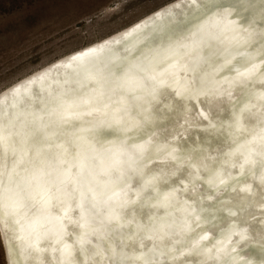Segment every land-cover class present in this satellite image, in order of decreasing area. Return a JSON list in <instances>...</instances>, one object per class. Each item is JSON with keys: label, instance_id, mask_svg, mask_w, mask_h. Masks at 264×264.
<instances>
[{"label": "clouds", "instance_id": "1", "mask_svg": "<svg viewBox=\"0 0 264 264\" xmlns=\"http://www.w3.org/2000/svg\"><path fill=\"white\" fill-rule=\"evenodd\" d=\"M185 7L189 17L178 21L166 39L147 49L126 48L93 57L79 66L75 87L41 97L38 112H23L16 104L0 106V232L4 234L7 227L9 236L18 235L21 225L29 223L51 197L52 212L63 218L66 240L73 246V264H264L260 239L264 215L254 235L255 217H245L234 203L236 194L264 201L260 179L264 176V143L258 139L264 135L260 107L264 101L256 96L249 98L237 89L231 105L209 111L205 97L201 95L197 103L193 95L181 108L175 87L169 86L161 90L150 108L144 105L152 113L150 123H145L146 113L137 102V97H146L153 84L150 77L154 74L155 50L199 39L198 26L218 13L230 12L229 19L238 22L241 40L247 44L238 52L261 47L264 41L255 33L264 32V0H189ZM222 48L220 40L208 37L199 48H181L167 63L179 65L177 77L195 93L201 88L203 74L223 61ZM201 56L205 62L197 65ZM244 59L237 55L234 63L241 64ZM165 66L157 65L155 70ZM100 85L105 89V102L109 94L113 101L120 97L128 101L121 124L105 127L96 136L88 131L108 118L102 103L81 104L77 110L85 115L68 123L59 122L64 101L91 97ZM244 104L249 109L243 114L242 126L232 130L229 118L239 114ZM97 106L100 112L91 111ZM201 108L208 121L198 115ZM185 112L200 120L201 127L172 141L180 149L172 156L159 149L157 141L167 134L158 132L160 128L171 129L175 122L183 128ZM209 121L217 124L218 132L223 131L205 142L203 129ZM79 137L88 142H76L74 138ZM138 145H143V151ZM240 145L256 149L255 163L243 170L237 151ZM101 148L113 149L116 156H102ZM50 167L68 176L59 188L50 183ZM177 168L181 169L179 173ZM40 169L46 173L43 181L48 192L33 179ZM220 175L226 179L225 184H218ZM173 189L178 190V199L166 207L161 203L163 194ZM15 201L22 202L23 207L12 215L8 206ZM260 207L264 208V203ZM186 208H195L201 219L189 217L191 230L181 231ZM204 236L207 239H202ZM18 264L32 262L20 256Z\"/></svg>", "mask_w": 264, "mask_h": 264}, {"label": "snow or ice", "instance_id": "2", "mask_svg": "<svg viewBox=\"0 0 264 264\" xmlns=\"http://www.w3.org/2000/svg\"><path fill=\"white\" fill-rule=\"evenodd\" d=\"M174 8H178L179 5H174ZM172 8L165 9L164 12H157V16L170 15ZM230 12L218 13L214 17H210L203 24L198 26V32L200 38H193L190 41L177 42L175 44H169L165 47H160L155 50L152 57V66L154 74L150 77L153 81L151 88L147 89L146 97H137L138 104L142 107V110L146 113L145 123H150L152 113L144 108L147 104L150 108L152 101L160 94L161 90L174 86L175 96L180 99L177 101L179 107L183 108V102L187 99L191 102L193 95L196 96V101L199 103V97L202 95L207 102L208 110L211 111L213 107L220 108L224 104H232L233 97L237 89L242 90L250 98L256 96L260 101H264V44L261 47L254 50H245L238 52L237 49L242 46L247 48L246 42L241 40L240 26L236 20L229 19ZM140 26L137 25V29ZM133 29L132 31H136ZM129 33H126L127 35ZM252 36L254 33L249 32ZM259 36L261 41H264V32L255 33ZM214 38L221 41L223 48L220 54L223 57L221 63L216 64L209 72H205L201 78V88L195 93L191 91L187 83H181L176 75V69L179 65L175 62L167 63L173 57L179 54L181 48L187 50H194L199 48L205 38ZM109 42L103 44H96L92 47H87L83 50H77L75 54H72L66 58L59 60L54 67L59 68L62 66H72L76 62H82L86 58L95 56L97 53L103 51ZM241 55L245 59L241 64L234 63L236 56ZM197 65L205 62V57H197ZM157 65H166L159 71H156ZM51 69L42 72L25 83L19 85L12 90V94L16 95L21 92V89L27 90L28 85L35 84L37 81H43L49 74ZM228 72L229 74H224ZM105 89L103 85H100L94 92V95L88 98H82L80 101H64L62 105V111L59 113L58 120L61 124L71 122L73 120L80 119L86 113L78 111L77 109L81 104L85 105H100L103 104V112L107 119H101L91 131L93 136L98 135L105 127H110L112 124H121L123 122V116L121 113L126 112L128 109V101L124 97H120L117 101H113L111 94L108 95L107 102H105ZM150 98V99H149ZM113 103L117 106L113 107ZM261 116L264 117V103L260 105ZM249 105L244 104L239 108V114H233L229 118V125L232 130L242 126L243 114L248 111ZM91 111L100 112L101 108L91 107ZM109 112L111 115L109 116ZM87 114H90L87 113ZM199 116L203 117L205 121H208V115L204 108H201ZM184 127L181 128L178 122L171 125V130L167 128H160V133L167 132V135L161 136L157 141L159 149L169 155L175 156L180 150L178 144L172 143L174 140H180L186 137L192 128L201 127V121L196 119L191 112H185L183 115ZM81 131H85L81 129ZM217 131V124L209 121L206 128L203 129V139L207 142L214 135L218 136L222 133ZM45 135L48 133L45 131ZM76 142H88L87 138L79 137L74 138ZM258 139L264 143V135L258 137ZM3 141V134L0 133V142ZM138 149L143 151V145H138ZM100 154L110 155L115 157L116 152L111 148H101ZM240 153L241 162L239 167L241 170L245 166L254 164V156L256 149L240 145L237 148ZM264 154V153H262ZM233 166H236L235 164ZM177 173L181 171L180 168L175 170ZM46 175L44 169H40L34 174L33 179L37 184L48 192L47 184L43 181V177ZM47 175L52 177L51 184L59 186L63 185L67 179V174H62L58 168L50 167ZM261 183H264V176H261ZM226 179L220 175L218 178V184H225ZM177 189L165 192L161 203L164 206H169L174 199H178ZM51 197L44 202L39 213L26 225H21L19 234L15 237L9 236L7 227H5L4 238L8 244V264H18V257L24 256L26 260H30L32 264H52L55 260L56 264H73V246L66 240V228L64 220L61 216L55 215L51 208ZM126 202V201H125ZM23 207L22 202L15 201L8 206L9 213L15 215L19 209ZM246 205L241 206V210H244ZM218 212H223L224 209H217ZM189 217H194L196 220H200L201 216L198 214L195 208L185 209V218L180 225L181 231H190L192 227V220ZM221 219H226L221 216ZM243 236V233H240ZM207 239V236L202 237ZM260 239L264 244V231H261ZM13 240L18 241V244H14ZM83 243V239H81ZM51 257V259H49Z\"/></svg>", "mask_w": 264, "mask_h": 264}, {"label": "rangeland", "instance_id": "3", "mask_svg": "<svg viewBox=\"0 0 264 264\" xmlns=\"http://www.w3.org/2000/svg\"><path fill=\"white\" fill-rule=\"evenodd\" d=\"M171 0H0V90ZM0 246V264H5Z\"/></svg>", "mask_w": 264, "mask_h": 264}, {"label": "bare ground", "instance_id": "4", "mask_svg": "<svg viewBox=\"0 0 264 264\" xmlns=\"http://www.w3.org/2000/svg\"><path fill=\"white\" fill-rule=\"evenodd\" d=\"M189 0H171L169 2H166L165 4L160 5L158 8H155L154 10H151L150 12H147L136 19L132 20L128 24L113 30L109 34L100 37L94 41L88 42L85 45L80 46L79 48L71 49L67 52H64L60 54L57 58L53 59L52 61L48 63H43L40 66L22 74L17 80L11 81L10 83L6 84L2 89L0 90V104L3 103L4 105L11 103H14L18 106V108L23 112H32V111H39L41 108V104L39 103V100L41 97H46L49 94L51 95H57V93H65L66 91H70L72 88L75 87V79H76V71L77 67L73 64L72 69L69 68H56L54 65L56 63H59V60L62 58H66L72 54H75L77 50H83L87 47L95 46L96 44H103L105 42H109L107 45L118 43V50L123 51V49H135V32L143 27H148V25L153 24L155 21H157L162 16H157V12H164L165 9L172 8V11L177 10L178 8H183L186 4H188ZM174 5H179L178 8H174ZM187 13L184 15H188L189 11L186 10ZM190 15V14H189ZM137 25L140 27L137 29ZM133 29H137L136 31H132ZM161 29H156L155 33H158L157 36L153 38V41L150 42L148 47H153L156 44H158L161 39H166L167 36L162 34ZM126 33H129L125 35ZM138 46V45H137ZM139 47H143L139 45ZM146 48V47H144ZM119 51V52H120ZM77 64V63H76ZM48 69H51L48 76L43 81H37L35 84L37 85L35 88H33L34 91L31 93H28L27 96H23L20 99L18 98V95H13L12 90L19 85L25 83L26 81L32 79L34 76L47 71ZM55 81V82H54ZM68 82L69 85L65 86V84ZM60 83V85H56L55 83ZM66 82V83H65ZM34 85V84H31ZM30 85H28L29 87ZM27 87V89H28ZM64 88V89H63ZM28 90L21 89V93L27 92ZM19 93V94H21ZM60 93V94H61ZM25 97V98H24ZM171 130L170 128L168 129ZM167 134V132L165 133ZM244 197L242 194H236L234 196V202L237 201L239 204V208L241 209L242 205H246L244 210H242L243 215L247 218L255 217V221L252 224V226H255V229H253V234L255 235V230L260 227V217L264 215V208H261L260 205L264 203V201L260 200L259 197L253 199L252 197ZM17 242L18 241H14ZM13 242V243H14ZM15 244V243H14ZM5 238L3 232H0V246L2 249L3 254V260L5 264H8V260L6 257V246H5Z\"/></svg>", "mask_w": 264, "mask_h": 264}, {"label": "water", "instance_id": "5", "mask_svg": "<svg viewBox=\"0 0 264 264\" xmlns=\"http://www.w3.org/2000/svg\"><path fill=\"white\" fill-rule=\"evenodd\" d=\"M186 10H188V9L185 6L183 8H178L177 10L172 11L170 15H163L161 18H159L153 24L148 25V27H143V28L139 29L138 31H136L135 32V49L144 48V47H146L145 49L149 48L147 45H149L150 42L153 41V38L155 36H157V34H158V33H155L156 29H161V31L158 30V32H162V34H164L165 36H168L174 30L175 24L178 21L187 19L189 17L190 13L188 15H184V14L187 13ZM117 44L118 43L107 45V47L103 51L97 53L93 57L103 56V55H105L106 52H109V51L112 52V53H118L120 50H118ZM139 45H141L143 47H139ZM93 57L86 58L82 62H76L77 64L75 63L74 65L77 67V70H78L80 65L88 63ZM69 69H72V66L69 67ZM55 84L56 85H60V83H57V82ZM37 85L36 84L30 85L28 87V89H27L28 91L26 93L25 92H23V93L20 92L21 94H16V96L18 95L17 99H20L23 96H27L28 93H31L32 91H34L33 88H35ZM67 85H69L68 82L65 84V86H67ZM60 93L61 92H59L57 94H60ZM12 104H14V103L10 102L8 105H12ZM0 106H7V104L4 105L3 103H1ZM234 203L239 206L237 201H235ZM252 228L255 229V226H252ZM14 241L15 240H13V242ZM14 243L18 244L19 242L18 243L14 242ZM5 244H6L5 245L6 246V248H5L6 251L5 252H6V257H7V260H8V244L6 242H5ZM1 254H2V252H1ZM2 260H3V258H2Z\"/></svg>", "mask_w": 264, "mask_h": 264}]
</instances>
